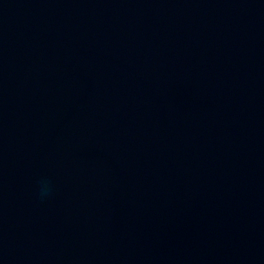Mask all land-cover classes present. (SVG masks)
<instances>
[{
    "label": "water",
    "instance_id": "95a60500",
    "mask_svg": "<svg viewBox=\"0 0 264 264\" xmlns=\"http://www.w3.org/2000/svg\"><path fill=\"white\" fill-rule=\"evenodd\" d=\"M0 264H264V0H0Z\"/></svg>",
    "mask_w": 264,
    "mask_h": 264
}]
</instances>
